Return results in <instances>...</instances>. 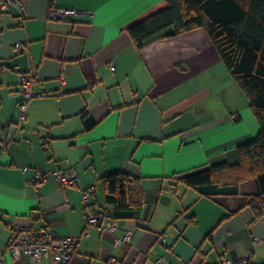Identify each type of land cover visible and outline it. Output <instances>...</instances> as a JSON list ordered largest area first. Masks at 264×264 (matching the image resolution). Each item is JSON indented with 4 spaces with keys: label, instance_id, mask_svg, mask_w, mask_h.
<instances>
[{
    "label": "crops",
    "instance_id": "0c3cea01",
    "mask_svg": "<svg viewBox=\"0 0 264 264\" xmlns=\"http://www.w3.org/2000/svg\"><path fill=\"white\" fill-rule=\"evenodd\" d=\"M51 7L78 14L53 20ZM165 7V0H25L23 15L0 10V264H15L5 249L25 225L81 236L77 264H109L103 244L126 231L130 243L110 250L118 264H264V213L252 220L243 205L258 193L255 179L199 188L179 180L235 163L237 145L256 136L258 123L203 27L134 44L128 27ZM13 65L36 71L23 121L19 98L8 95L18 87ZM68 168L78 173L74 186L53 177L37 191L29 184L35 170ZM117 171L139 178L142 207L119 215L112 234L95 225L83 236L82 192L100 212L99 178Z\"/></svg>",
    "mask_w": 264,
    "mask_h": 264
},
{
    "label": "trees",
    "instance_id": "16d2710c",
    "mask_svg": "<svg viewBox=\"0 0 264 264\" xmlns=\"http://www.w3.org/2000/svg\"><path fill=\"white\" fill-rule=\"evenodd\" d=\"M165 1L164 9L128 27L134 44L140 48L155 38L203 27L258 123L256 136L237 145L235 163H214L179 180L199 188L255 179L258 193L244 196L243 205L252 209V220H257L264 213V0ZM85 123L86 127L94 124L90 117ZM99 183L103 193L100 216L117 218L142 207L139 178L117 171L101 176Z\"/></svg>",
    "mask_w": 264,
    "mask_h": 264
},
{
    "label": "built area",
    "instance_id": "2783aa9c",
    "mask_svg": "<svg viewBox=\"0 0 264 264\" xmlns=\"http://www.w3.org/2000/svg\"><path fill=\"white\" fill-rule=\"evenodd\" d=\"M10 7H16L20 15L25 11V0H0V10L6 11ZM78 14V10L66 7H51L49 18L58 21H69ZM15 48L24 51V44L16 42ZM12 69L18 72V87L8 92L9 96L18 97V119H26L27 102L36 95L34 90L35 73L32 70H20L18 65ZM113 70L114 66H110ZM7 143V138H1L2 146ZM27 166H23L25 171ZM53 177L61 186H74L78 183V173L74 168L53 169L49 172L35 170L29 184L37 191L43 182ZM93 188V187H92ZM82 202L85 209L86 222L82 232L83 236L89 235L91 226L100 225L104 233L112 234L118 228V220L111 217H102L91 203L89 190L82 192ZM81 236L60 235L50 227L36 228L32 225L16 226L9 240L5 253L11 256L15 264H42L43 260H52L55 264H77L74 261L75 248ZM132 238V232L126 231L123 235L115 237L109 244H103L102 253L106 255L109 264H118L120 260L111 255L110 250L117 246L128 245ZM160 259H157V263ZM222 264H235L225 259Z\"/></svg>",
    "mask_w": 264,
    "mask_h": 264
},
{
    "label": "rangeland",
    "instance_id": "374dc122",
    "mask_svg": "<svg viewBox=\"0 0 264 264\" xmlns=\"http://www.w3.org/2000/svg\"><path fill=\"white\" fill-rule=\"evenodd\" d=\"M238 104H240V102H238ZM239 106V105H238Z\"/></svg>",
    "mask_w": 264,
    "mask_h": 264
}]
</instances>
